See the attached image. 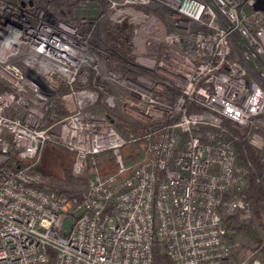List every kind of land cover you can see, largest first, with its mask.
<instances>
[{
	"label": "built area",
	"instance_id": "2783aa9c",
	"mask_svg": "<svg viewBox=\"0 0 264 264\" xmlns=\"http://www.w3.org/2000/svg\"><path fill=\"white\" fill-rule=\"evenodd\" d=\"M263 5L0 0V264H152L156 243L174 264H259L224 239L222 213L263 237L264 219L222 120L264 156ZM47 142L88 168L80 201L32 171Z\"/></svg>",
	"mask_w": 264,
	"mask_h": 264
},
{
	"label": "trees",
	"instance_id": "16d2710c",
	"mask_svg": "<svg viewBox=\"0 0 264 264\" xmlns=\"http://www.w3.org/2000/svg\"><path fill=\"white\" fill-rule=\"evenodd\" d=\"M70 11V8H69ZM111 37V33L107 34ZM55 117L65 115V111L56 104L53 109ZM222 126L225 131L222 134L223 139L230 143L236 155V159L240 165L247 170L248 187L245 190L246 198L250 201L256 220L264 219V156L263 153L248 143L246 134L248 128L228 120H222ZM102 173L114 170L111 156L102 154L99 162ZM40 173L37 166L32 170ZM88 168H86L79 176L74 177L70 168H63L62 175L43 176L45 182L43 186L53 190L58 194H63L72 199L81 200L88 183ZM262 224V222H261ZM221 225L225 230L224 239L230 246L231 259L237 260L244 253H252V260H257L259 264H264V237L255 224V221L244 222L236 215L221 214ZM264 225V224H263ZM50 262L54 264L53 253L49 252ZM152 264H174L170 257L164 251L162 243H156L153 248Z\"/></svg>",
	"mask_w": 264,
	"mask_h": 264
},
{
	"label": "rangeland",
	"instance_id": "374dc122",
	"mask_svg": "<svg viewBox=\"0 0 264 264\" xmlns=\"http://www.w3.org/2000/svg\"><path fill=\"white\" fill-rule=\"evenodd\" d=\"M127 148L123 152H127ZM74 162V155L68 152L64 147L53 142H47L40 152L38 167L42 176H57L62 175L63 168H70ZM248 252L244 253L245 255ZM244 256V255H242ZM241 256V257H242ZM240 257V258H241ZM239 258V259H240ZM234 260V261H238Z\"/></svg>",
	"mask_w": 264,
	"mask_h": 264
},
{
	"label": "water",
	"instance_id": "95a60500",
	"mask_svg": "<svg viewBox=\"0 0 264 264\" xmlns=\"http://www.w3.org/2000/svg\"><path fill=\"white\" fill-rule=\"evenodd\" d=\"M261 8L264 10V5H263V6H261Z\"/></svg>",
	"mask_w": 264,
	"mask_h": 264
}]
</instances>
